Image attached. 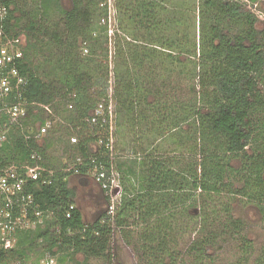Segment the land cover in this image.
Returning <instances> with one entry per match:
<instances>
[{"label": "trees", "instance_id": "1", "mask_svg": "<svg viewBox=\"0 0 264 264\" xmlns=\"http://www.w3.org/2000/svg\"><path fill=\"white\" fill-rule=\"evenodd\" d=\"M69 1L70 9L60 10V30L49 16L58 0H0L8 9L1 29L13 37L22 33L26 37L17 65L27 80L23 98L48 106L57 119L54 130L63 128L77 139L71 145L69 137L66 144L61 138L47 136L41 142L27 138L30 125L43 123L45 111L39 106L28 107L22 126L9 131L3 149L6 163H26L35 153L41 158L39 165L53 174L49 185L30 182L27 187L44 213L43 224L19 233L14 249L0 251V264L15 260L37 264L46 254L56 257L58 264H112L116 230L144 264H183L187 256L194 264H203L209 248L220 240L242 237L240 221L230 216L226 204H217L220 196L245 198L264 213V29L256 30L258 19L241 0H199L195 39L183 6L172 7L168 0L164 5L161 0H112L119 28L131 30L130 41L123 45L122 40L121 48L119 44L115 48L126 70L124 79L116 81L115 75L117 88L112 94L122 122L143 131L145 138L170 134L175 137L171 151L184 152L195 161L183 165L175 154L163 158L155 153L139 163L138 170L117 168L121 202L114 217L104 212L107 200L98 195L90 204L94 218L87 222L83 198L68 182L74 170L65 169L75 167L83 180L91 179L87 175L91 160L108 167L104 148L91 149L105 140L107 126L90 124L98 103L108 101L104 61L110 38L108 26L99 22L107 18V7L101 5L108 0ZM257 1L247 0L252 5ZM191 57L194 71L187 69ZM173 64L180 66V76L187 74L188 81L196 77L198 84L187 87L184 100L175 104L169 101L173 89L163 83L169 77L160 75L163 66L173 71ZM149 97L156 102L163 99V108L153 111ZM65 110L71 113L67 120L61 115ZM185 125L187 129L182 128ZM199 201L200 214H194ZM70 206L74 209L66 218ZM186 218L189 221L182 224ZM247 246L245 241V253Z\"/></svg>", "mask_w": 264, "mask_h": 264}, {"label": "rangeland", "instance_id": "2", "mask_svg": "<svg viewBox=\"0 0 264 264\" xmlns=\"http://www.w3.org/2000/svg\"><path fill=\"white\" fill-rule=\"evenodd\" d=\"M163 5H164V0ZM242 3L245 4V8L249 10L255 17L258 19V23L256 26V30L261 31L264 29V1L258 0L255 5L248 4L247 0H241ZM170 5L175 7L183 6L185 12V17L187 15L189 19L190 27L188 29L189 33H191V37L195 39L197 35L199 34L198 24H195V21L198 22V3L199 0H168L167 1ZM21 3V2H20ZM56 4L58 6H56ZM53 8L51 9L49 16L52 22L58 23L60 26V30L63 29L62 25V16L60 13V10H68L70 9L71 2L69 0H58V3L56 2L54 4ZM179 8V9H180ZM26 12H29L30 6L25 7ZM182 13V12H181ZM180 13V14H181ZM117 13L112 9L111 13V19L107 20L105 22L106 25H108V36L110 38V41L107 42V48L108 55L106 58L105 64L107 63L108 66V88H107V95L112 97L113 91L117 88H115V75H116V81H118L117 78L124 79L126 76V70L125 66L122 63V61L115 55V48L116 45L119 44L123 40V45H125L124 42H129V34L128 32L131 31L128 27V29L122 28V30L119 28V18L116 20ZM181 17V15H179ZM119 17V15H117ZM185 18H183L184 20ZM102 20V19H101ZM101 20L99 22H101ZM98 21V20H97ZM101 24V23H100ZM195 24L196 27H193ZM20 28H23L24 23H21L18 25ZM132 28V27H131ZM125 30V31H124ZM132 35V34H130ZM116 37V38H115ZM21 39L24 43H26V37L22 33ZM129 40V41H128ZM122 51L125 52V49L122 48ZM83 55H86L85 50H81ZM125 58V56H124ZM183 61L185 60L182 58ZM197 59V57H196ZM186 61V60H185ZM194 59L191 57L189 61L186 62L187 69L190 71H194V65L193 64ZM104 64V63H103ZM173 71H167L166 67L163 66L162 71L160 75H162L164 78L163 83L165 88L173 89V93H171L170 96V102H173L175 104L176 102H182L184 100L183 94L184 90L191 86L197 87V78H192V81L187 80V74H183V76H180L179 71L181 70L180 66L178 64H173L172 66ZM197 70V69H196ZM115 71V73H114ZM182 77V79H181ZM119 79V81H121ZM146 86H150L149 83H146ZM169 92V91H168ZM170 93V92H169ZM149 104H153L154 108L153 111L156 109L161 110L163 108V99L158 100L157 102L155 99L149 97L148 99ZM168 103V101L166 102ZM112 110H114V116L112 120L113 124V157H114V163H115V169L117 171V174H119V171L117 168H119L121 171L126 172L127 167L133 166L136 170H138V164L147 160L154 156L155 153L158 156L165 157V158H172V156H178L176 157V161H181V164H190V162H194L195 159L192 156L182 155V153L172 152L171 150L175 148V137H169L171 136L168 134L167 136L160 138L159 136H155L154 134L145 136L142 134L143 131H137L134 126H128L123 123V116H119V111L121 112L120 108H116L114 105V102L112 100ZM70 105H68L67 109H69ZM143 108L145 106H142ZM168 107V105H167ZM70 110V109H69ZM148 110L150 108H145L144 111L148 113ZM70 112L65 110L62 112V117L66 120L70 117ZM45 118V116H44ZM149 122V121H148ZM130 126V127H129ZM188 126V125H187ZM187 126H183V129H187ZM56 127V125H55ZM55 127H53L52 132L48 134L47 136L51 139L57 140V139H63L65 144L67 142V138L71 137L70 131L64 130L63 128H58L56 130ZM132 128V129H131ZM133 132H137L135 135ZM190 141V140H188ZM62 146V145H61ZM64 146V144H63ZM55 151L58 149L60 151V145L54 144ZM91 149L96 151L99 148L97 145L91 146ZM57 155V153H55ZM58 156L60 157V152H58ZM66 162V160H63ZM196 170V169H195ZM198 173H200V169L197 168ZM121 177L120 174L118 175V178ZM68 181L70 183V186H74V184L77 181V179L74 177V175H70L68 177ZM88 184L85 180H81L80 183H77V186L79 185L81 187H75V190L77 192V195L79 196V199L81 200L83 198V205L81 208L83 209V212L85 214V220L87 222L92 220V216L94 218L95 213L93 214L92 211H95L94 208L90 206V204H94V200L92 199L94 195L97 194V189L95 187H92L91 182L92 179L88 180ZM227 184V181H226ZM199 195V192L196 193V196ZM86 196L89 197L90 201ZM92 197V198H91ZM86 198V199H84ZM220 199L217 200V204H226L230 209V216L234 220L240 221V227H241V233L242 237H233V238H227V240L222 241L220 240L216 247L209 248L207 256L209 257L202 260L203 264H264V213H261V211L257 208V206L250 201H248L245 198H230V197H223L220 196ZM82 201V200H81ZM90 202V203H86ZM215 204V201H213ZM85 204V205H84ZM89 204V205H88ZM201 201H199L197 208L193 211L194 214H200L199 213V207L201 206ZM87 206H89L87 208ZM106 213V207L105 211ZM92 213V214H91ZM188 222L189 220L186 218L185 220L181 219L182 224L183 222ZM198 223L199 220H198ZM244 236V237H243ZM134 239H136V235L133 236ZM187 241V238L184 240H181L180 242V248L184 247V243ZM245 241L248 242L247 246V253L243 251V245H245ZM113 260L112 264H144L138 259V256L136 255L135 251L132 247H129L125 245L123 239L120 238V234L118 230H116L113 234ZM183 249V248H182ZM186 255V254H185ZM79 258V257H78ZM102 264V262L98 263ZM182 264V263H181ZM183 264H194L193 260L190 257H185L183 260Z\"/></svg>", "mask_w": 264, "mask_h": 264}, {"label": "built area", "instance_id": "3", "mask_svg": "<svg viewBox=\"0 0 264 264\" xmlns=\"http://www.w3.org/2000/svg\"><path fill=\"white\" fill-rule=\"evenodd\" d=\"M104 5L107 7L108 15L106 19L101 20V24L111 19L113 9L112 0H108L101 7H105ZM7 15L8 9L0 3V24L5 21ZM22 46L24 42L21 36L13 37L0 27V251L2 252L16 247L19 233L35 230L43 224L44 213L38 208L33 195L27 192V187L30 182H37L42 186L49 185L53 174V171L39 165L41 158L35 153H31L26 163H6L3 158V149L9 139L8 133L13 127L22 126L28 117V107H41L45 111V118L43 123L35 122L27 128V138L41 142L52 132L57 122V119L52 118L48 106L28 103L23 98L27 80L17 68L23 59ZM111 104L112 97L108 96L107 102L98 103L90 119V124L100 123L107 126V136L105 140H99L97 146L103 147L107 152L108 167L101 163L97 165L95 160H91L93 166L88 170L87 175L103 192L107 200L106 214L113 218L121 202V188L112 155L114 110ZM69 109H72V106ZM69 142L71 145L76 144V137H69ZM76 163L81 165L82 160L78 158ZM65 170H74V175L78 174L75 167ZM73 209L74 206L69 207L65 214L66 218L70 217ZM46 218H49V215H46ZM8 264L22 263L15 260ZM37 264H58V262L56 257L46 254Z\"/></svg>", "mask_w": 264, "mask_h": 264}, {"label": "crops", "instance_id": "4", "mask_svg": "<svg viewBox=\"0 0 264 264\" xmlns=\"http://www.w3.org/2000/svg\"><path fill=\"white\" fill-rule=\"evenodd\" d=\"M74 177H75V178L77 179V181H78V182H76V183L74 184V186H75V187H78V188L81 189V187H80L79 185L77 186V183L79 184L80 181H81L82 179H79V177H77V175H74ZM83 180H85L87 184L89 183V182H88L89 179H83ZM68 182H69V181H68ZM69 184H70V183H69ZM90 185H92V187H95V188L97 189V194L94 195L95 198H97L98 195L104 196V195H103V192L100 190V188H99V187H98L93 181L91 182ZM74 186H73V187H74ZM86 198H88V200L90 201V199H89L88 196H86ZM86 198H84V199H86ZM91 198H92V197H91ZM92 199L94 200V198H92Z\"/></svg>", "mask_w": 264, "mask_h": 264}, {"label": "water", "instance_id": "5", "mask_svg": "<svg viewBox=\"0 0 264 264\" xmlns=\"http://www.w3.org/2000/svg\"><path fill=\"white\" fill-rule=\"evenodd\" d=\"M115 192H117V190H115Z\"/></svg>", "mask_w": 264, "mask_h": 264}]
</instances>
